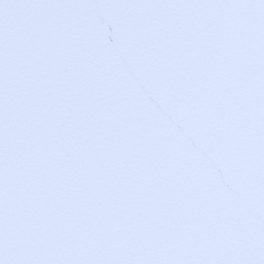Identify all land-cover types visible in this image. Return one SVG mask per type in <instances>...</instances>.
Segmentation results:
<instances>
[{"label":"snow or ice","instance_id":"obj_1","mask_svg":"<svg viewBox=\"0 0 264 264\" xmlns=\"http://www.w3.org/2000/svg\"><path fill=\"white\" fill-rule=\"evenodd\" d=\"M0 264H264V0H0Z\"/></svg>","mask_w":264,"mask_h":264}]
</instances>
